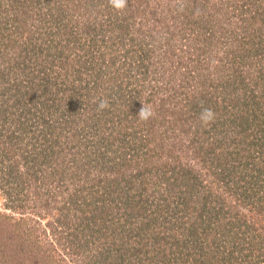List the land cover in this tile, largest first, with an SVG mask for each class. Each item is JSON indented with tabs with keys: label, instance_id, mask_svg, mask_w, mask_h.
Returning a JSON list of instances; mask_svg holds the SVG:
<instances>
[{
	"label": "rangeland",
	"instance_id": "obj_1",
	"mask_svg": "<svg viewBox=\"0 0 264 264\" xmlns=\"http://www.w3.org/2000/svg\"><path fill=\"white\" fill-rule=\"evenodd\" d=\"M117 176L162 218L136 222L120 198L93 217ZM194 177L225 207L197 221L204 250L168 264H264V0H0V264H100L110 242L157 234L141 221L179 234L170 196Z\"/></svg>",
	"mask_w": 264,
	"mask_h": 264
},
{
	"label": "trees",
	"instance_id": "obj_2",
	"mask_svg": "<svg viewBox=\"0 0 264 264\" xmlns=\"http://www.w3.org/2000/svg\"><path fill=\"white\" fill-rule=\"evenodd\" d=\"M172 20L175 22V17L173 18L171 16ZM196 25L197 22H194ZM117 28L114 24V28ZM181 27V26H180ZM175 35V34H174ZM172 37V36H171ZM192 110H196V108H193ZM181 120V116L177 118V122ZM249 124V123H248ZM132 129L131 127H128V131ZM152 130V129H151ZM128 131L126 130L125 136L128 135ZM150 131V130H149ZM210 132V130H209ZM204 134V133H203ZM203 137V135H202ZM216 137V136H215ZM201 136L198 137L200 139ZM211 138V137H210ZM214 141V140H212ZM147 143V142H146ZM159 149V146H156L154 148V152ZM145 152H148V154L153 153L151 150H147ZM226 160V159H225ZM224 160V161H225ZM210 161H213L210 159ZM208 163V160L207 162ZM165 167V166H164ZM163 167V168H164ZM231 167H227V164L222 161L217 164V167L215 170L217 171V176L221 178V182L225 184V186L229 187L232 186L231 179ZM209 172H211L209 170ZM114 176H111L110 179H113ZM170 178V177H169ZM126 178H121L120 176H117L115 181H119L118 184H120V194H117L116 196H110L106 193H103L101 196H96L95 202L91 205V210L93 211V214L97 217L98 216V210L107 211L110 209L113 203H115L116 199L120 198L122 203H124L123 207L126 208L129 212L128 217L129 218H135L136 222H138V219L141 217L151 216L155 215L154 218H157L158 220L162 218V213L159 210H148L144 207L140 206L142 201L140 196H136V192L133 191V188H129L125 191V194L127 196V199H122V193L124 192L123 189L125 186H122V183L125 182ZM130 179V178H129ZM196 184L194 186V190H188L187 187L181 186L180 183L178 184V191L177 195L174 197L173 194L170 196L172 202H170V205L174 206L173 210L175 213L180 214L182 217L181 222V229L180 233L178 234V227L176 223L171 222L169 226H167V221L160 222L161 226H163V231L158 233L156 226H160L158 222H155L153 225L151 222H148L147 224H143V222H140L139 231L138 232H145L144 234L147 235L148 233H157L154 237H152L151 240H147V242L144 244L142 243V240H140L138 243L134 244V248L127 249L126 244H118V241L110 242L108 245V251H106V247L104 248L106 255H104L103 261L100 264H129V262H132L135 258H137L141 251L149 246L151 253L154 255L153 261L150 263L152 264H168L171 263V261H174V259H178V257H183V251L188 252L187 255H191L194 253V251H191V248L197 249V247L201 246V249L204 250L203 247H205L206 241L209 242V237H203V238H195L196 233L199 234L198 228L199 226H203L204 221L201 223H198L197 221L202 220L203 217H210V219H217L221 215L220 212L223 211V208L225 207L224 200L218 198V196L214 195V193L209 190L206 193H203L202 190H198V182L197 179L194 177ZM109 180L105 181L104 183L107 184ZM131 181V180H130ZM178 181V178L173 181V183H176ZM170 183V181H169ZM168 183V184H169ZM117 184V188L119 190V185ZM126 184V182H125ZM176 188V187H175ZM105 189V188H103ZM92 195V194H90ZM97 195V194H96ZM92 197V196H91ZM92 200V201H93ZM91 203V202H90ZM119 204L120 206L122 205ZM114 206H117L115 204ZM160 212V215H156L157 212ZM158 212V213H159ZM220 220V219H219ZM218 221V220H217ZM143 226H142V225ZM146 227L147 229H145ZM189 227V228H188ZM144 234H141L145 236ZM193 239H191V238ZM146 239L143 238V240ZM236 242V241H235ZM142 243V244H141ZM130 245V244H129ZM131 250L134 252L132 255ZM146 253L148 251H145ZM129 256V260L128 257ZM217 259V258H216ZM212 263L214 264L213 260L211 259ZM215 261V258H214Z\"/></svg>",
	"mask_w": 264,
	"mask_h": 264
},
{
	"label": "clouds",
	"instance_id": "obj_3",
	"mask_svg": "<svg viewBox=\"0 0 264 264\" xmlns=\"http://www.w3.org/2000/svg\"><path fill=\"white\" fill-rule=\"evenodd\" d=\"M108 3L111 7H113L117 11H123L128 6V0H108ZM108 106H109L108 101L106 99H102L98 103L97 108L98 110H104L108 108ZM153 116H154V111L151 108V106H145V104L143 103V106L140 109L137 117L142 121H148ZM199 119L203 124H208L215 119V113L210 108H204L202 109L199 115Z\"/></svg>",
	"mask_w": 264,
	"mask_h": 264
}]
</instances>
